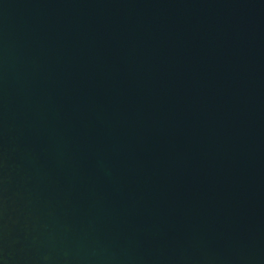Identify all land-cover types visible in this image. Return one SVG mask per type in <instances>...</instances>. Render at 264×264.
<instances>
[{
	"label": "water",
	"instance_id": "obj_1",
	"mask_svg": "<svg viewBox=\"0 0 264 264\" xmlns=\"http://www.w3.org/2000/svg\"><path fill=\"white\" fill-rule=\"evenodd\" d=\"M0 264H264V0H0Z\"/></svg>",
	"mask_w": 264,
	"mask_h": 264
}]
</instances>
